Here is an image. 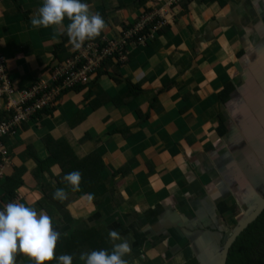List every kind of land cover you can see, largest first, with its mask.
Returning <instances> with one entry per match:
<instances>
[{"label":"crops","instance_id":"1","mask_svg":"<svg viewBox=\"0 0 264 264\" xmlns=\"http://www.w3.org/2000/svg\"><path fill=\"white\" fill-rule=\"evenodd\" d=\"M82 2L107 25L82 47L129 37L145 16L152 21L141 33L153 36L145 43L129 38L124 60L116 54L87 81L61 89L49 108L5 139L10 165L0 178V208L15 201L51 212L62 237L59 255L74 244L81 254L102 249L115 229L132 245L129 264H200L189 230L217 218L228 226L235 216L220 207L239 202L238 154L230 150L238 141L234 129L240 131L238 108L228 103L249 62H257L264 0ZM42 4L0 0V55L21 90L49 80L79 51L68 43L67 19L61 28L32 27ZM157 22L165 24L153 30ZM73 171L82 174L78 191L63 180ZM57 188L68 194L63 202L53 199ZM87 230L93 235L82 234ZM79 257L73 264H84ZM16 264L32 261L18 255Z\"/></svg>","mask_w":264,"mask_h":264},{"label":"clouds","instance_id":"2","mask_svg":"<svg viewBox=\"0 0 264 264\" xmlns=\"http://www.w3.org/2000/svg\"><path fill=\"white\" fill-rule=\"evenodd\" d=\"M66 26L68 43L72 49L79 50L86 41L100 37L107 25L99 13H92L89 5L82 0H43L38 13L30 17L33 28ZM63 180L72 191H78L82 180L79 171L66 174ZM67 192L57 188L53 199L63 202ZM91 199V195H89ZM61 233L53 228V222L45 212H37L35 208L24 203L9 202L0 210V264H16L18 255L27 257L32 264H45L56 261L57 264H73L72 255L55 254ZM108 237L112 249L93 250L82 253L79 257L84 264H129L125 259L131 255L132 245L128 239L122 238L115 229H110ZM119 241V243H117Z\"/></svg>","mask_w":264,"mask_h":264},{"label":"water","instance_id":"3","mask_svg":"<svg viewBox=\"0 0 264 264\" xmlns=\"http://www.w3.org/2000/svg\"><path fill=\"white\" fill-rule=\"evenodd\" d=\"M255 55H259L257 62H249L228 103L230 107L238 108V112L233 113V120L251 147L249 159H246L249 165L244 169L245 177L241 175V181H236L238 189L235 192L242 210L234 217V225L229 232L219 218L214 219L215 224L203 227L197 223V230H189L190 236L197 238L196 257L200 264H226L230 247L237 237L264 211V41H259ZM240 95L246 101H237ZM229 183L234 186L232 178Z\"/></svg>","mask_w":264,"mask_h":264},{"label":"built area","instance_id":"4","mask_svg":"<svg viewBox=\"0 0 264 264\" xmlns=\"http://www.w3.org/2000/svg\"><path fill=\"white\" fill-rule=\"evenodd\" d=\"M182 1L184 0H169L168 4L173 5ZM151 21V17L145 16L130 32L133 35L124 39H104L102 42L87 44L68 58L64 65L55 67L49 80H41L22 90L16 88L5 57L0 55V178H4L5 170L10 165L5 139L49 108L61 89L73 88L87 81L90 75L96 73L104 62L116 54L124 60L123 50L129 38H134L138 43H145L148 37L153 36L152 33L149 35L141 33ZM164 24L165 22H157L152 29L158 30Z\"/></svg>","mask_w":264,"mask_h":264},{"label":"trees","instance_id":"5","mask_svg":"<svg viewBox=\"0 0 264 264\" xmlns=\"http://www.w3.org/2000/svg\"><path fill=\"white\" fill-rule=\"evenodd\" d=\"M145 31V30H144ZM144 34V32H142ZM111 59V58H110ZM97 73V72H96ZM81 84V83H80ZM79 85V84H78ZM77 85V86H78ZM234 91V85L230 84L227 87V90L222 93L223 100L226 102L229 99V96ZM46 110V109H45ZM44 110V111H45ZM40 114V113H39ZM227 119L222 114L221 115V124L218 129H221L220 134L224 136L227 132V128L225 127ZM8 194L4 197L5 202H8L9 197ZM236 206L232 205L229 208L227 205L222 204L220 207V212L223 214L226 211H231V213H235ZM49 216H52L51 212H48ZM234 223V220H233ZM93 230H87L82 232L83 235H93ZM62 238V237H60ZM68 240L70 242H74L76 239L73 236H69ZM102 249L108 250V247H112V242L107 244H102ZM77 245L74 244V249H67V253L73 256V260L81 255V248H77ZM101 250V249H99ZM85 251V250H84ZM58 257L59 254L55 253ZM54 261L45 262V264H54ZM226 264H264V211L263 213L252 223L249 227L235 240V242L230 247L227 263Z\"/></svg>","mask_w":264,"mask_h":264},{"label":"flooded vegetation","instance_id":"6","mask_svg":"<svg viewBox=\"0 0 264 264\" xmlns=\"http://www.w3.org/2000/svg\"><path fill=\"white\" fill-rule=\"evenodd\" d=\"M244 101H246V99L244 98V96H243V98H242ZM235 109V108H234ZM235 131H234V138H236V136L238 137V141H237V144L234 146V145H232V149H230L231 150V153H233L234 151H236L237 152V156H238V161H239V173H240V175H242L241 173L242 172H244V169L245 168H247L248 167V163H247V161H246V159L245 158H247V156H246V152H250V154H251V150H250V145L248 144V142H247V140H246V138H245V136H243L242 135V130L240 129V131L239 132H237L236 131V129H234ZM255 157L258 159V157L255 155ZM246 161V162H245ZM253 165V164H252ZM237 175H239V174H237ZM244 177H245V175H244ZM238 203V206H239V208H240V204H239V202H237ZM237 203H235L234 205L237 207ZM234 216H236V215H234V214H232V216L231 217H234ZM232 219V220H231ZM230 220H231V223H229V225L228 226H230L231 224H232V226L234 225V223H233V218H230Z\"/></svg>","mask_w":264,"mask_h":264},{"label":"rangeland","instance_id":"7","mask_svg":"<svg viewBox=\"0 0 264 264\" xmlns=\"http://www.w3.org/2000/svg\"><path fill=\"white\" fill-rule=\"evenodd\" d=\"M82 49H83V47H82L81 49H79V51L82 50ZM249 155H250V152H247V153H246L247 158H245V159H249V158H248ZM252 156H253V155H252ZM254 156H255V155H254ZM6 173H7V172H6ZM241 174H242V175H245V172H242ZM241 210H242L241 205H240V208H239V206L237 205L234 215H236V216L239 215V214L241 213ZM236 216H235V217H236ZM230 222H231V220H230ZM226 228H227V231L229 232V231L233 228V226H232V224H231L230 226H226Z\"/></svg>","mask_w":264,"mask_h":264}]
</instances>
